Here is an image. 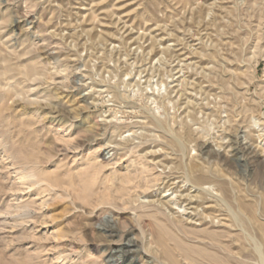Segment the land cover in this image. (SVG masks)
Listing matches in <instances>:
<instances>
[{
    "label": "rangeland",
    "instance_id": "374dc122",
    "mask_svg": "<svg viewBox=\"0 0 264 264\" xmlns=\"http://www.w3.org/2000/svg\"><path fill=\"white\" fill-rule=\"evenodd\" d=\"M260 225L264 0H0V264H260Z\"/></svg>",
    "mask_w": 264,
    "mask_h": 264
},
{
    "label": "bare ground",
    "instance_id": "6f19581e",
    "mask_svg": "<svg viewBox=\"0 0 264 264\" xmlns=\"http://www.w3.org/2000/svg\"><path fill=\"white\" fill-rule=\"evenodd\" d=\"M102 152V151H101ZM103 155V154H102ZM107 155H109V152H107V154H104L102 157H103V159H107L106 158V156ZM205 190V189H204ZM205 191H207L208 192V190H205ZM206 192V193H207ZM213 193V192H212ZM209 194H211V193H209ZM214 194V193H213ZM215 197V196H214ZM184 199H186L188 202H189V204H194L193 202V198L191 197L190 198V195L189 196H186V197H184V196H180V197H178L177 198V203H180L181 202V200H184ZM171 202V201H170ZM177 203L175 204V205H177ZM246 209H250V208H247V206H246ZM247 210V211H248ZM110 234H113L114 233V231L112 230H110ZM128 232V231H127ZM259 232L261 233V239L263 240V242H264V226L263 225H260L259 226ZM126 234V233H125ZM132 235H133V232H129L128 234H127V237H128V239H127V241L125 242V244L122 246V247H120V254L119 255H117L118 253H116V254H112V250L114 249V243H110L109 244V248H108V250H109V255H108V263L109 264H135V261H136V258H137V256H140V257H149L144 251H143V249H136V243H135V240H133V238H132ZM161 246L163 247V249L165 250V252L167 253V255H168V257H169V259H171V260H173L174 261V259H173V255H172V253H171V251H170V249H168V248H166L165 246H164V244L161 242ZM180 248V247H179ZM181 249V248H180ZM183 249V248H182ZM255 249H256V254L259 256V258H260V264H264V247H263V249H262V247H259V246H255ZM114 251V250H113ZM114 253V252H113ZM117 257V259H116V261H114V258H116ZM121 260L123 261V262H121ZM175 264H177V263H175Z\"/></svg>",
    "mask_w": 264,
    "mask_h": 264
}]
</instances>
